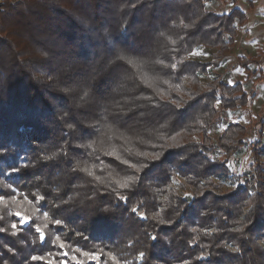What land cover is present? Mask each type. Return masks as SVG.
I'll return each mask as SVG.
<instances>
[{
	"label": "trees",
	"instance_id": "obj_1",
	"mask_svg": "<svg viewBox=\"0 0 264 264\" xmlns=\"http://www.w3.org/2000/svg\"><path fill=\"white\" fill-rule=\"evenodd\" d=\"M206 1L1 0L0 264H264V112L212 141L246 94L188 58L235 40Z\"/></svg>",
	"mask_w": 264,
	"mask_h": 264
},
{
	"label": "rangeland",
	"instance_id": "obj_2",
	"mask_svg": "<svg viewBox=\"0 0 264 264\" xmlns=\"http://www.w3.org/2000/svg\"><path fill=\"white\" fill-rule=\"evenodd\" d=\"M206 6L217 15H227L233 11L239 13L231 24L235 29L234 43L216 65H213L217 50L214 48L197 47L188 58L202 64L212 61V67H207L206 74L201 77L203 83L218 79L228 86H241L246 94V104L236 111L223 112L216 107L218 117L210 131L212 141L218 142L227 126L233 123L244 126L245 134H255L260 131L258 122L264 112V0H208ZM255 137L250 136L248 140L254 141ZM240 150V156L229 159V168L235 174L246 172L251 160H255L247 146ZM218 159L223 161L224 156L219 153ZM260 159L264 163V156ZM221 181L223 191L236 187L228 180Z\"/></svg>",
	"mask_w": 264,
	"mask_h": 264
},
{
	"label": "snow or ice",
	"instance_id": "obj_3",
	"mask_svg": "<svg viewBox=\"0 0 264 264\" xmlns=\"http://www.w3.org/2000/svg\"><path fill=\"white\" fill-rule=\"evenodd\" d=\"M173 67H175V65H173ZM0 154H2V150H0ZM45 159H48V157H45ZM14 170H15V169H14ZM120 186H121V187H127L128 184H127V183H124V184H121ZM121 199H123V197H121ZM249 207H251V205H249ZM132 211L135 213V212L137 211V209L133 208ZM18 215H19V214H18ZM44 216H45V219H48V218H49L47 213H45ZM25 222H27V221L25 220V218H24V217H21V223H25ZM52 222H53L55 225H57V226H59V225L61 224V221H59V220H53ZM161 223H163V221H161ZM11 227H12L13 229H16V228H17V224H16V223H13V224L11 225ZM47 227H48L47 224H44V225H42V226H36V227H35V232L39 235V239H40L41 243H45V242H47V239H48V238H47L45 232L43 231V228H47ZM2 231H4V229H3V228H0V232H2ZM13 234H15V233H13ZM150 239L155 240L156 237H155V236H151ZM232 250H233L234 252H238V251H239L238 248H234V249H232ZM144 255H145V254H144L143 252H140V253H139V259L142 260V259L144 258ZM32 259H33V260H36V259H39V257L33 256Z\"/></svg>",
	"mask_w": 264,
	"mask_h": 264
}]
</instances>
